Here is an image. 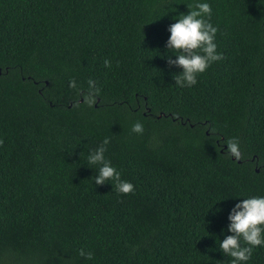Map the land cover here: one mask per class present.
Masks as SVG:
<instances>
[{"label":"trees","instance_id":"trees-1","mask_svg":"<svg viewBox=\"0 0 264 264\" xmlns=\"http://www.w3.org/2000/svg\"><path fill=\"white\" fill-rule=\"evenodd\" d=\"M196 2L223 59L181 88L167 29ZM105 138L129 195L93 182ZM251 197H264V0H0V264H231L219 243Z\"/></svg>","mask_w":264,"mask_h":264},{"label":"clouds","instance_id":"clouds-1","mask_svg":"<svg viewBox=\"0 0 264 264\" xmlns=\"http://www.w3.org/2000/svg\"><path fill=\"white\" fill-rule=\"evenodd\" d=\"M187 9V14H182L167 29L170 36L166 48L168 52L175 53V59L169 58L167 64L182 69L174 78L175 85L181 88L195 86L199 75L212 63L223 59V55L217 52L215 43L218 29L210 22L211 6L206 2H196L187 5ZM104 66L110 68L111 62L106 59ZM88 85L89 91L83 96V103L92 107L100 90L91 79ZM69 87L76 88L75 80L69 82ZM143 131V124L138 121L131 128L134 134L140 135ZM109 142V138H105L87 157V164L98 169L93 182L101 186L112 181L118 194L129 195L133 193L134 185L122 180L120 172L105 158ZM226 155L236 160L242 159L237 139L231 138L226 142ZM228 220L230 223L227 231L231 235L219 243V250L224 256L231 258V264H246L253 250L264 246V197L243 199L233 207ZM78 255L87 260L93 259V253L84 249H80Z\"/></svg>","mask_w":264,"mask_h":264},{"label":"water","instance_id":"water-1","mask_svg":"<svg viewBox=\"0 0 264 264\" xmlns=\"http://www.w3.org/2000/svg\"><path fill=\"white\" fill-rule=\"evenodd\" d=\"M255 172H257V170H255Z\"/></svg>","mask_w":264,"mask_h":264}]
</instances>
